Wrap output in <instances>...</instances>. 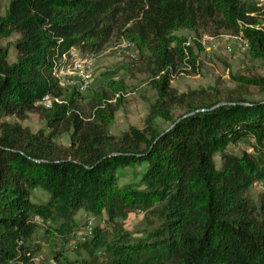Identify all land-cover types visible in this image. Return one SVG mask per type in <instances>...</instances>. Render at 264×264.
Returning a JSON list of instances; mask_svg holds the SVG:
<instances>
[{"label":"trees","instance_id":"trees-1","mask_svg":"<svg viewBox=\"0 0 264 264\" xmlns=\"http://www.w3.org/2000/svg\"><path fill=\"white\" fill-rule=\"evenodd\" d=\"M255 10L247 0H10L0 16V37L21 38L13 62L0 45V118L47 110L56 125L69 104L44 108L37 102L79 93L58 85L55 62L71 46L94 52L126 33L154 55L159 71L182 60L169 33L183 27L213 36L230 32L257 48L264 62V34L245 27L254 23ZM251 83L264 91V81ZM158 92L152 110L178 105L186 113L157 133L131 129L115 138L99 115L84 120L71 112L73 132L64 146L17 121L0 123V264H40L30 245L39 221H59L55 230L67 237L80 210H105L112 224L142 211L146 228L139 237L115 224L110 233L93 228L82 243L86 258L69 259L60 248L51 251L49 263L264 264V196L254 203L247 195L250 185L264 183V166L250 153H224L228 143L247 137L263 144L264 102L236 92L176 95L167 75ZM124 164L141 168L137 183L116 184L115 169ZM35 189L48 200L33 202Z\"/></svg>","mask_w":264,"mask_h":264},{"label":"rangeland","instance_id":"rangeland-1","mask_svg":"<svg viewBox=\"0 0 264 264\" xmlns=\"http://www.w3.org/2000/svg\"><path fill=\"white\" fill-rule=\"evenodd\" d=\"M253 2L255 11L251 14L254 23L245 26L259 30L264 34V0H247ZM10 0H0V16L8 10ZM243 27V26H242ZM207 29L177 28L169 33L173 38L170 47L179 44L183 52L182 60L177 58L175 67H164L159 71L154 61V55L140 48L133 36L124 34L119 38L111 37L103 47L94 50V67L90 86L79 94L63 91L58 102L69 104L64 118L52 125V112L40 111L24 114L21 118L1 117L3 121H17L31 132L41 131L51 135L58 145L67 146L70 143L71 120L70 113H76L78 118L93 120L95 115L102 117L104 129L108 135L119 138L122 134L135 129L141 132H161L169 129L172 123L186 113L184 106L172 105L166 112L152 110L158 99V85L163 75L168 76L169 89L176 95L203 91L208 95L223 98L230 93H238L249 102L264 101V91L251 83L257 79L264 81V62L259 58L257 48L249 47L241 51L237 47V39L230 32L220 31L213 36ZM244 38L243 36H240ZM18 33L0 37V45L8 49V60L15 59L14 43L20 40ZM219 43L214 51H208L204 43ZM232 45L231 52H225L224 46ZM93 52V51H92ZM209 55V56H208ZM176 58V57H175ZM61 100V101H60ZM249 102L242 104L246 105ZM94 115V116H93ZM250 153L258 157L264 166V141L258 145L252 137L242 139L237 143H228L224 153L240 156ZM214 163L217 169L221 167L218 153H215ZM141 168L137 165H122L115 169L114 176L119 186L137 183ZM257 181L249 186L247 195L254 203L264 196V183ZM31 200L44 203L48 195L35 189ZM92 217L91 229H85V218ZM38 219V218H37ZM91 219V218H90ZM74 226L68 236H59L55 230L57 223L39 221L37 232L30 242L35 248L36 262L50 264V253L53 249H62L69 259L83 257L88 253L83 242L89 239L93 228H100L110 233L114 224L135 237L142 235L145 227V212H130L124 220H107L105 210H80L73 217ZM68 243L65 244V240ZM63 247V248H62ZM53 263V262H51ZM54 264V263H53Z\"/></svg>","mask_w":264,"mask_h":264},{"label":"bare ground","instance_id":"bare-ground-1","mask_svg":"<svg viewBox=\"0 0 264 264\" xmlns=\"http://www.w3.org/2000/svg\"><path fill=\"white\" fill-rule=\"evenodd\" d=\"M236 39L237 41L243 40L240 38H236ZM212 44H216V43L214 42ZM247 47H248V43H247ZM76 48L77 47L75 46L69 47L59 57V59L54 64V67L52 70V77L57 81L58 85L61 86V88L62 87H66V88L68 87V89L73 88L78 93L79 92L81 93V92H85L90 86V80H91L92 70H93L95 61H94V52L84 51L81 48H79L81 52L69 54ZM208 51L210 50L208 49ZM224 51L228 52L227 49H224ZM91 53L93 54L90 56V62L85 65V68L83 70L73 69V64L75 62H81L82 60H86V56H88V54H91ZM53 102H58V99L53 98L49 95H44L43 97L40 98L37 104L43 106L44 108H49L51 107ZM85 221H86L85 229L90 230L91 229L90 217H86ZM33 260L36 262L37 258L34 257ZM50 264H53V263H50Z\"/></svg>","mask_w":264,"mask_h":264},{"label":"built area","instance_id":"built-area-1","mask_svg":"<svg viewBox=\"0 0 264 264\" xmlns=\"http://www.w3.org/2000/svg\"><path fill=\"white\" fill-rule=\"evenodd\" d=\"M206 44L207 48L210 50V51H214L216 49V47L218 46L219 43L217 44H210V43H204ZM237 47L239 50L241 51H244V50H247L248 47H247V43H246V40L243 39L242 41H238V44H237ZM223 49H227L228 52H231L232 48L231 46H224ZM81 52L79 50V47H77L76 49H74L72 52H70L69 54H72V53H79ZM93 53L91 54H88V56H86V60H82L81 62H75L73 64V69H79V70H83L85 68V65L88 64L90 62V56L92 55ZM66 72V71H65ZM84 83V81H83ZM91 220H92V217H90Z\"/></svg>","mask_w":264,"mask_h":264},{"label":"water","instance_id":"water-1","mask_svg":"<svg viewBox=\"0 0 264 264\" xmlns=\"http://www.w3.org/2000/svg\"><path fill=\"white\" fill-rule=\"evenodd\" d=\"M264 102V101H263Z\"/></svg>","mask_w":264,"mask_h":264}]
</instances>
